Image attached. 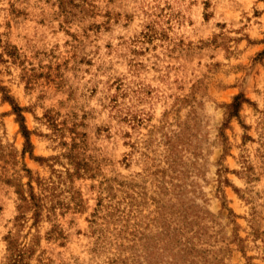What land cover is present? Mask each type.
Instances as JSON below:
<instances>
[{"label": "rangeland", "instance_id": "rangeland-1", "mask_svg": "<svg viewBox=\"0 0 264 264\" xmlns=\"http://www.w3.org/2000/svg\"><path fill=\"white\" fill-rule=\"evenodd\" d=\"M0 264H264V0H0Z\"/></svg>", "mask_w": 264, "mask_h": 264}]
</instances>
